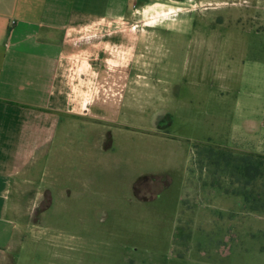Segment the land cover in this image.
<instances>
[{"label":"crops","instance_id":"crops-1","mask_svg":"<svg viewBox=\"0 0 264 264\" xmlns=\"http://www.w3.org/2000/svg\"><path fill=\"white\" fill-rule=\"evenodd\" d=\"M212 2L229 5L227 0H0V264H16L15 254L27 234H45L57 207L67 210L70 219L56 223L54 214L53 245L61 246L64 237L76 244V253L86 255L93 241L88 236L92 223L88 226L77 216L80 210H94V196L108 176L133 171L127 190L140 203L145 201L137 197L136 180L160 177L168 188L172 179L166 173L139 169L137 174V158L118 153V134L137 130V109L140 114L146 110L150 119L143 131L172 141L164 130L174 118L160 97L172 94L165 53L170 51L172 58L173 48L167 42L155 44L169 29L137 26V13L163 3L176 8L215 7ZM191 29L195 27L187 28ZM227 47L217 45L224 48L220 56L231 61L233 50ZM213 49L217 52L216 44ZM206 50L202 40L192 56H203ZM262 56L256 62L264 67ZM156 76L165 77V82ZM160 83L167 85L160 88ZM194 94L199 108L204 98ZM138 100L144 107L137 108ZM262 101L261 107L240 112L227 144L213 145L264 157V96ZM192 103L186 100L187 111ZM198 112L199 124L203 118ZM187 180L186 174L179 199L184 206L185 194L202 197L216 192L212 187L191 189ZM111 195L116 193L108 190L104 203L97 204L118 209L121 203ZM201 197L194 202L203 209L215 201L206 204Z\"/></svg>","mask_w":264,"mask_h":264},{"label":"rangeland","instance_id":"rangeland-1","mask_svg":"<svg viewBox=\"0 0 264 264\" xmlns=\"http://www.w3.org/2000/svg\"><path fill=\"white\" fill-rule=\"evenodd\" d=\"M227 1V6L212 2L215 7L176 8L163 3L137 13V26L164 25L169 29L167 34H162V41L155 44L167 42L173 48L172 58L170 51L165 53L171 63L166 82L172 83V94L160 97L174 118L164 130L172 141L160 140L143 131L150 119L146 110L140 114L137 109V130L128 128L118 134L121 144L118 153L137 158V174L139 169L156 171L159 175L166 173L172 179L168 188L160 177L146 179L137 187V197L145 201L140 203L127 190L135 177L133 171L125 169L118 177L108 176L102 182V190L94 196V210H80L77 216L87 221L88 226L92 223L88 236L93 241L88 243L86 255L81 250L76 253V244L64 237L61 246L53 245L54 214L56 223L70 219L67 210L57 207L55 212L51 211L45 234L38 232L36 237L27 234L22 248L15 254L16 264H264V211L249 213L240 197L220 198L224 194L217 188L215 196L201 197L191 192L184 195L185 206L179 202L181 181L186 174L191 189L229 184L204 161L205 149L200 147L227 144L231 128L239 123L240 112L259 108L263 102L264 67L257 64L256 57L262 61L264 54V0ZM192 27L195 29L187 30ZM202 40L207 43L205 54L192 56ZM218 43L228 45L227 50L231 45V61L220 56L224 48L218 49ZM215 44L217 52L213 49ZM156 77L165 82V77ZM166 85L158 84L160 88ZM194 92L204 98L199 108ZM256 94L261 98L254 99ZM186 100L193 102L192 110H186ZM144 105L143 101H137V108ZM196 112L203 118L199 124ZM108 190L116 193L111 198L120 201L118 209L97 204L104 203ZM147 196L150 199L144 200ZM200 197L206 204L207 200L215 201L203 209L194 202ZM76 230L80 232L79 227Z\"/></svg>","mask_w":264,"mask_h":264},{"label":"trees","instance_id":"trees-1","mask_svg":"<svg viewBox=\"0 0 264 264\" xmlns=\"http://www.w3.org/2000/svg\"><path fill=\"white\" fill-rule=\"evenodd\" d=\"M200 148L205 149L202 158L212 167L213 172L223 175V178L229 182L226 187L211 184L212 188L219 189L225 196L240 197L243 200V208L249 213L263 212L264 157L216 146H201ZM146 179L150 178L138 179L135 188Z\"/></svg>","mask_w":264,"mask_h":264}]
</instances>
